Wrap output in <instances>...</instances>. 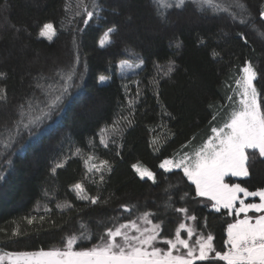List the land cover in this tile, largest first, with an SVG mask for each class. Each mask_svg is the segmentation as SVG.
Returning a JSON list of instances; mask_svg holds the SVG:
<instances>
[{"label":"trees","instance_id":"obj_1","mask_svg":"<svg viewBox=\"0 0 264 264\" xmlns=\"http://www.w3.org/2000/svg\"><path fill=\"white\" fill-rule=\"evenodd\" d=\"M97 2L100 18L84 25L83 13L73 15L77 0H0V72L5 74L0 86L6 92V99L0 101V136L19 118L20 104L26 105L29 97L45 99L37 83H54L59 80L58 71H69L73 65L77 72V86L70 89L55 114L32 128L31 135L21 129L11 148L0 145V171L5 173L0 180V250L62 248L64 239L79 231L81 221L90 226L94 237L74 247L89 248L104 230L98 221L120 217L118 223H125L145 211L156 214L153 223L164 221L165 235H174L184 221L196 233L210 232L217 251L226 250L227 225L235 220V213L229 215L223 208L216 212L206 197L196 196L195 185L181 169L165 171L159 164L174 153L193 151L212 134V126L224 122L231 107L228 97L233 95L235 78L245 60L257 69L254 83L264 93V38L259 34L264 32V18L259 15L264 0H242L249 17L246 23L211 8L198 10L192 0L181 8L167 9V20L157 13L153 0ZM216 2L227 5L231 0ZM66 3L72 11H65ZM47 22L57 32L52 41L39 37ZM113 26L112 43L101 48L100 37ZM169 60L175 62L174 71L164 76L157 65L166 70ZM123 61L133 65L128 72L120 68ZM102 75L107 77L103 82L99 80ZM214 114L217 118L210 124ZM114 122L121 131L113 137L110 126ZM101 129H108L107 147L100 143ZM154 138L159 143L153 144ZM89 155L97 157V163L108 160L112 165L104 173L103 184L93 183L91 174L85 176L84 160ZM249 156V176H227L225 180L254 191L264 188V157L255 150H249ZM57 162L63 166L53 173ZM138 162L154 173L155 181L135 173L132 165ZM94 178L98 181L99 175ZM76 182L84 184L87 194L99 195L101 202L92 205L78 200L71 189ZM169 197L172 206L166 208ZM64 201L73 207H56ZM122 204L136 208L128 213L119 207ZM45 207L50 211L46 213ZM182 207L197 219L185 220L184 214L174 211ZM41 216L44 221L31 226L24 219L39 221ZM17 225L25 234L12 237ZM181 231L185 238L186 231Z\"/></svg>","mask_w":264,"mask_h":264},{"label":"snow or ice","instance_id":"obj_2","mask_svg":"<svg viewBox=\"0 0 264 264\" xmlns=\"http://www.w3.org/2000/svg\"><path fill=\"white\" fill-rule=\"evenodd\" d=\"M186 0H153L157 13L162 19L167 20L166 10L173 7L181 8ZM192 3L198 10L211 8L216 13H227L233 20L239 19L240 23H246L248 16L246 6L242 0H231V3L225 5L217 3L216 0H192ZM238 11H231V9ZM91 9V10H90ZM65 11H72L70 5L66 3ZM100 5L97 0H77L74 16H81L83 13V23L88 25L95 17L100 18ZM264 18V7L260 13ZM71 23V20L68 21ZM64 25V20L61 21ZM82 30V29H81ZM116 28L108 27L100 37L98 44L101 48L112 43L111 35ZM57 34L56 29L51 22L44 23L39 31V37H44L52 41ZM264 38V32L259 33ZM240 38L247 43L243 34ZM75 46L76 41L73 39ZM179 47V42H177ZM213 55H218L213 52ZM79 56H77V62ZM141 63H143L141 61ZM123 68H132L133 65L127 61L121 63ZM136 68L140 64L135 65ZM175 62L168 61L167 69L157 65L164 76H168L174 71ZM0 72V77H4ZM59 80L51 84L41 85L37 83L36 87L40 88L44 100L29 97L27 104L18 106L19 118L13 121L11 128L5 129V134L0 136V145L3 149L13 146V142L20 135L21 129L28 130L31 135L32 128L39 127L46 119L55 114L69 94L70 89L76 87L75 79L77 72L75 66L69 71H58ZM80 78L83 74L80 73ZM40 77V80H44ZM52 79V78H47ZM107 77L100 76L101 82ZM258 79V72L254 65L245 60L239 67L238 75L235 78V88L233 95L228 97L231 105L230 110L226 113L224 122L220 126L211 127V135L208 136L193 151H184L174 153V158H165L159 164V168L165 171L172 169H182L183 174L193 185H195V194L197 197H206L211 202V208L216 212L221 209H227L228 214L235 213V220L227 225V239L224 241L226 250L217 251L213 245V235L209 232L207 235L196 233L192 225L184 221L176 227L172 236L164 234L162 226L164 221L153 223L156 214L150 211L140 213L135 219L125 223H118L120 217H112L109 221H98L97 226L103 227V232L99 234L96 244L89 248L74 247L78 241H89L94 237L90 226L83 221L80 222L79 231L67 236L63 241V247L43 248L37 251H3L0 250V264H194L196 261H223L224 264H264V188L257 191H249L239 183H226L225 177H247L249 168L247 162L250 158L249 150H255L260 157H264V93L259 91L254 83ZM155 83V81H153ZM140 92L137 90V97ZM6 99V92L3 86H0V101ZM133 100L128 104L132 105ZM213 115L210 124L216 120ZM122 120H131L127 117H121ZM113 137L121 131L118 122L110 126ZM100 143L104 147L108 146V129H101ZM114 143V138L112 139ZM153 144L159 143V138L153 139ZM182 149L186 146L182 145ZM158 150V149H156ZM77 149V153H79ZM119 155V152H117ZM178 157V158H175ZM94 155H89L84 160L86 168L85 176L91 174L92 182L97 185L104 183L105 171H111L112 165L108 160H99ZM63 166V162H57L51 169L53 173L57 168ZM135 173L141 178H147L155 181L154 173L139 162L132 165ZM99 175L97 181L94 177ZM5 178V173L0 171V180ZM78 200L89 202L92 205L100 203L99 195H89L85 186L81 182L71 185ZM244 197H259L258 203H246ZM188 193L181 197L183 200ZM239 201V207L236 206ZM107 202V201H105ZM172 206L171 197L165 202V207ZM205 206H208L207 204ZM57 208L71 209L73 205L69 201L58 202ZM125 212L131 213L136 206L122 204L119 206ZM249 210H254L259 215L250 216ZM50 211L45 207V212ZM178 214H184L185 220L195 221L194 215H188L187 208H175ZM243 213V219L240 214ZM28 225L36 222H43L44 216L24 218ZM111 226H108V225ZM187 232V238H182V231ZM2 231V230H0ZM25 232L19 225L14 227L11 232L12 237H19ZM195 234V243H190ZM165 245L160 247L158 245ZM214 253V256L211 255Z\"/></svg>","mask_w":264,"mask_h":264},{"label":"rangeland","instance_id":"obj_3","mask_svg":"<svg viewBox=\"0 0 264 264\" xmlns=\"http://www.w3.org/2000/svg\"><path fill=\"white\" fill-rule=\"evenodd\" d=\"M41 38H44V37H41ZM46 39V38H44ZM47 40V39H46ZM120 68L125 71V72H128L131 68H123L121 67L120 65ZM234 87H235V82H234ZM171 158H174V157H171ZM175 158H178V157H175ZM182 170V169H181ZM227 177V176H226ZM226 183H228L226 180H225ZM254 191H257V190H254ZM241 196V198L245 199V202L246 203H258L259 202V197H244L242 193L238 194ZM211 203V202H210ZM236 206L239 207V201H237L236 203ZM250 216H255V215H259V213H256L254 210H249V213H248ZM243 213L240 214V218L243 219ZM234 222V221H233ZM232 223V222H231ZM183 238V237H182ZM187 238V232H186V237ZM227 239V238H226ZM190 243H195V239L194 240H191ZM160 247H162L161 245H158ZM33 251H37V250H33Z\"/></svg>","mask_w":264,"mask_h":264}]
</instances>
